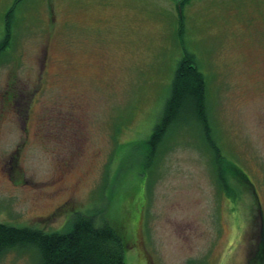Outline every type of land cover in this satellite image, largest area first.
<instances>
[{
  "label": "rangeland",
  "instance_id": "rangeland-1",
  "mask_svg": "<svg viewBox=\"0 0 264 264\" xmlns=\"http://www.w3.org/2000/svg\"><path fill=\"white\" fill-rule=\"evenodd\" d=\"M15 3L0 0V222L52 232L96 214L123 222L126 264H264V0ZM185 51L213 140L254 183L235 199L194 121L146 159ZM0 264L38 257L13 248Z\"/></svg>",
  "mask_w": 264,
  "mask_h": 264
},
{
  "label": "trees",
  "instance_id": "trees-1",
  "mask_svg": "<svg viewBox=\"0 0 264 264\" xmlns=\"http://www.w3.org/2000/svg\"><path fill=\"white\" fill-rule=\"evenodd\" d=\"M20 1L16 0L15 4ZM12 12L13 9L9 15L12 16ZM179 34L184 36L183 21ZM11 40V22L8 21L5 36L0 41V56ZM179 121H194L204 127L203 142L212 156L216 181L223 192L235 199L236 191L254 188L243 169L226 158L213 140L207 78L196 56L189 51H185L177 63L163 113L147 140V160H158L167 133ZM97 220L96 214L76 213L65 228L52 232L0 222V258L13 248H31L37 254L38 264H126L125 255L132 243L125 237L123 222L104 216L102 222ZM259 241L264 252V236Z\"/></svg>",
  "mask_w": 264,
  "mask_h": 264
}]
</instances>
